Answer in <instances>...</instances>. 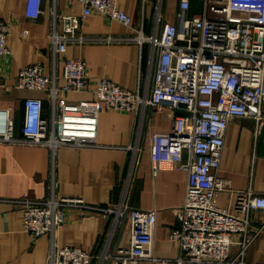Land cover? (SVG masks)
I'll use <instances>...</instances> for the list:
<instances>
[{"label":"built area","instance_id":"obj_1","mask_svg":"<svg viewBox=\"0 0 264 264\" xmlns=\"http://www.w3.org/2000/svg\"><path fill=\"white\" fill-rule=\"evenodd\" d=\"M42 0H25V15L35 18L42 12ZM78 14L58 15L62 30H53L49 39L58 52L68 41L134 40L149 45L150 67L143 75L141 89H129L106 76L89 81L86 62L80 56L64 57L55 73L47 74L39 63L18 70L13 87L48 92L51 117L42 113V100L23 98L21 137L13 136V122L0 109V141L86 146L94 144L98 114L102 109L143 112L168 107L182 113L173 115L171 128L155 132L149 156L153 174L163 169L181 167L187 172L185 196L175 208L178 226L169 236L179 242V254L159 258L152 254L156 211L140 209L120 201L113 207L89 205L82 198L56 195L52 190L43 199L13 198L22 207V230L32 239L62 228L64 208L74 207L81 215L88 209L120 222L125 218L129 242L111 251L91 255L74 245L52 242L46 264H241L228 258L231 234L241 233L243 248L263 224L251 225L250 213L264 211V192L238 190L234 211L216 204V193L222 188L217 179L224 134L235 117H249L254 132L264 124V0H202V12L188 17L191 0H178V23L157 19L154 30L145 35L141 27L132 26L131 17L117 7V0H77ZM97 12L110 20L133 27L129 37L86 36L79 32L86 17ZM9 24L0 17V57L9 49L6 38ZM24 30L22 35H26ZM61 83H57V79ZM71 92H87L89 98L73 100ZM264 142V132H263ZM128 148H131L128 146Z\"/></svg>","mask_w":264,"mask_h":264},{"label":"crops","instance_id":"obj_2","mask_svg":"<svg viewBox=\"0 0 264 264\" xmlns=\"http://www.w3.org/2000/svg\"><path fill=\"white\" fill-rule=\"evenodd\" d=\"M202 5V0H191L186 15L200 14ZM117 7L145 35L154 30L159 18L178 23V0H117ZM41 8L37 17L28 18L25 0H0V17L10 26L6 38L9 53L0 57V109L12 119L15 138L21 137L24 97L40 98L47 118L52 109L46 90L13 87L18 70L24 65L39 63L45 73L51 74L64 57L80 56L86 62L91 83L106 76L129 89H141L143 75L150 67L149 45L139 46L134 40L68 41L65 51H56L49 34L62 30L58 15L78 14L81 5L77 0H42ZM133 27L92 12L79 32L123 38L133 34ZM24 30L26 35H22ZM57 83H61L60 78ZM68 97L78 100L89 98L90 94L71 92ZM176 113L182 111L173 113L167 106L143 112L102 109L94 144L86 146L60 145L53 149L46 144L0 141V264H46L52 242L78 246L93 256L128 244L126 217L115 223L99 210L88 209L80 215L74 207L64 208V224L54 235L45 233L32 239L21 227V205L11 199H43L52 190L57 196H77L99 207H113L124 201L132 208L155 209L152 254L159 258L176 257L179 242L170 238L169 231L178 226L174 211L184 200L187 172L173 167L153 174L149 156L153 134L168 131ZM263 132L264 124L261 132L255 134L249 117H235L228 122L216 171L222 186L216 193V204L222 209L234 211L238 190L264 192ZM250 219L251 225L263 224L262 227L243 248L239 243L241 233H232L228 258L241 264H264V211L252 210ZM95 259L91 264H97ZM142 264L155 263L145 259Z\"/></svg>","mask_w":264,"mask_h":264}]
</instances>
